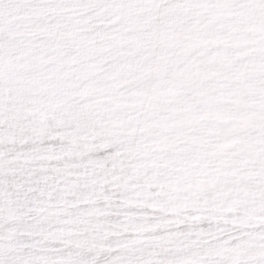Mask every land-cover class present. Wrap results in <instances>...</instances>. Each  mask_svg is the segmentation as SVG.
I'll return each mask as SVG.
<instances>
[{
	"label": "snow or ice",
	"instance_id": "obj_1",
	"mask_svg": "<svg viewBox=\"0 0 264 264\" xmlns=\"http://www.w3.org/2000/svg\"><path fill=\"white\" fill-rule=\"evenodd\" d=\"M0 264H264V0H0Z\"/></svg>",
	"mask_w": 264,
	"mask_h": 264
}]
</instances>
